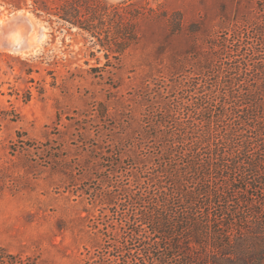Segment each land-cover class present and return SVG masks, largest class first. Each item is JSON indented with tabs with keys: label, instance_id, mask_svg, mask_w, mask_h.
<instances>
[{
	"label": "rangeland",
	"instance_id": "rangeland-1",
	"mask_svg": "<svg viewBox=\"0 0 264 264\" xmlns=\"http://www.w3.org/2000/svg\"><path fill=\"white\" fill-rule=\"evenodd\" d=\"M263 18L264 0H0V249L100 264L201 99L223 106L201 61Z\"/></svg>",
	"mask_w": 264,
	"mask_h": 264
},
{
	"label": "trees",
	"instance_id": "trees-1",
	"mask_svg": "<svg viewBox=\"0 0 264 264\" xmlns=\"http://www.w3.org/2000/svg\"><path fill=\"white\" fill-rule=\"evenodd\" d=\"M245 24L247 38L235 32L201 61L223 106L201 99L199 130L189 127L167 150L183 147L135 195L127 231L100 264H264L263 203L250 196H264V18ZM0 264L20 262L0 249Z\"/></svg>",
	"mask_w": 264,
	"mask_h": 264
},
{
	"label": "water",
	"instance_id": "water-1",
	"mask_svg": "<svg viewBox=\"0 0 264 264\" xmlns=\"http://www.w3.org/2000/svg\"><path fill=\"white\" fill-rule=\"evenodd\" d=\"M19 24H25V25L30 26V22L26 18H23L21 15H18L17 17H15L13 23L10 25L13 26V25H19ZM3 30H5V27ZM18 46L20 50L29 47L26 40L24 41V43H22V45H18ZM15 51H19V50L16 49Z\"/></svg>",
	"mask_w": 264,
	"mask_h": 264
},
{
	"label": "bare ground",
	"instance_id": "bare-ground-1",
	"mask_svg": "<svg viewBox=\"0 0 264 264\" xmlns=\"http://www.w3.org/2000/svg\"><path fill=\"white\" fill-rule=\"evenodd\" d=\"M3 24H5V23H1V27L3 26ZM20 39V38H19ZM37 42H39V39H38V41Z\"/></svg>",
	"mask_w": 264,
	"mask_h": 264
}]
</instances>
